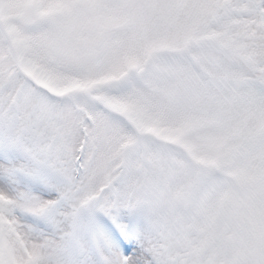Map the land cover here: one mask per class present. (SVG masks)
<instances>
[{"label":"snow or ice","instance_id":"1","mask_svg":"<svg viewBox=\"0 0 264 264\" xmlns=\"http://www.w3.org/2000/svg\"><path fill=\"white\" fill-rule=\"evenodd\" d=\"M0 264H264V0H0Z\"/></svg>","mask_w":264,"mask_h":264}]
</instances>
